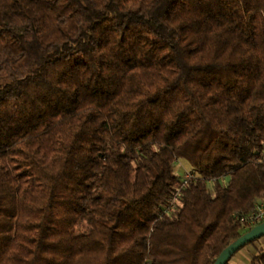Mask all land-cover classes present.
<instances>
[{
  "label": "trees",
  "instance_id": "16d2710c",
  "mask_svg": "<svg viewBox=\"0 0 264 264\" xmlns=\"http://www.w3.org/2000/svg\"><path fill=\"white\" fill-rule=\"evenodd\" d=\"M263 202L264 0H0V264H214Z\"/></svg>",
  "mask_w": 264,
  "mask_h": 264
},
{
  "label": "built area",
  "instance_id": "2783aa9c",
  "mask_svg": "<svg viewBox=\"0 0 264 264\" xmlns=\"http://www.w3.org/2000/svg\"><path fill=\"white\" fill-rule=\"evenodd\" d=\"M176 162L182 166V170H183V173L181 174L182 175L181 187H184L185 185H187L191 180L199 178L198 175L196 173H194V171H192L190 166H188L183 160L177 159ZM227 179H228V175L224 173L222 175L214 177L213 179H210L209 181H216V180L226 181ZM178 195L179 194L177 193L175 200L178 198ZM166 211L169 212L170 209H167ZM242 221H244L248 225L250 224L252 226H255V225L263 222L264 221V202L259 204L257 206L256 210H254L251 213L243 216Z\"/></svg>",
  "mask_w": 264,
  "mask_h": 264
},
{
  "label": "water",
  "instance_id": "95a60500",
  "mask_svg": "<svg viewBox=\"0 0 264 264\" xmlns=\"http://www.w3.org/2000/svg\"><path fill=\"white\" fill-rule=\"evenodd\" d=\"M264 236V221L252 227L237 240L232 242L218 256L214 264H227L229 260L245 245Z\"/></svg>",
  "mask_w": 264,
  "mask_h": 264
},
{
  "label": "rangeland",
  "instance_id": "374dc122",
  "mask_svg": "<svg viewBox=\"0 0 264 264\" xmlns=\"http://www.w3.org/2000/svg\"><path fill=\"white\" fill-rule=\"evenodd\" d=\"M175 168L176 170L177 169L179 170L180 174L183 173L182 166L179 163H176ZM255 252L259 253V256L256 257L257 259L255 263L264 264V236L259 238L255 242V244L250 243V244H247L245 247H243L236 255H234V257L231 259L229 264L239 261L240 258H244V260L241 261L240 264H246L251 258L253 261V256Z\"/></svg>",
  "mask_w": 264,
  "mask_h": 264
},
{
  "label": "crops",
  "instance_id": "0c3cea01",
  "mask_svg": "<svg viewBox=\"0 0 264 264\" xmlns=\"http://www.w3.org/2000/svg\"><path fill=\"white\" fill-rule=\"evenodd\" d=\"M258 256H259V253L255 252L254 256H253V260L256 259V257H258ZM243 260H244V258H240L239 261H237L235 263H232V264H240V262L243 261ZM251 261H252V258L246 264H251L252 263Z\"/></svg>",
  "mask_w": 264,
  "mask_h": 264
}]
</instances>
